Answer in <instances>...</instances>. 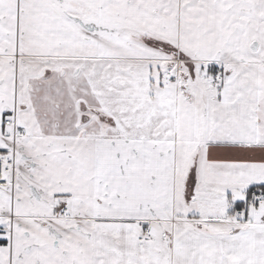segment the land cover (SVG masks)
I'll list each match as a JSON object with an SVG mask.
<instances>
[{
  "label": "snow or ice",
  "instance_id": "obj_1",
  "mask_svg": "<svg viewBox=\"0 0 264 264\" xmlns=\"http://www.w3.org/2000/svg\"><path fill=\"white\" fill-rule=\"evenodd\" d=\"M0 264H264V0H0Z\"/></svg>",
  "mask_w": 264,
  "mask_h": 264
}]
</instances>
